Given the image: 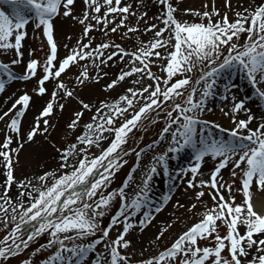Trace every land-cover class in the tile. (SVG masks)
I'll use <instances>...</instances> for the list:
<instances>
[{"label":"snow or ice","instance_id":"1","mask_svg":"<svg viewBox=\"0 0 264 264\" xmlns=\"http://www.w3.org/2000/svg\"><path fill=\"white\" fill-rule=\"evenodd\" d=\"M9 6L10 11H6L4 7H0V49L14 50L16 56L22 57L24 55L21 50L22 41L26 36L24 30L31 19L38 21L37 28L42 26L43 35L47 38V43L50 45V52L46 57L43 66V75L38 81L39 87L36 89L38 93H44L46 88L45 81L50 77H60L61 73L69 67L70 63L89 56H105L104 50L109 49L113 45L110 42H101L96 46L94 52H88L83 49L88 48V43L78 45L80 51L73 49L68 55L59 61V66L54 67L53 61L57 56V44L53 37V17L58 14L61 6L64 8V15L72 12L74 0H5ZM162 5V11L159 16V21L162 26L158 27L157 24H149L144 28L145 32L155 30L154 37L150 41H142L141 46L134 51L130 52L133 61H138L140 67L135 63L131 65L129 71H121L117 79H113L110 83L106 84V88H111L117 84L118 80L125 79L130 73H141L155 81V85H147L133 90L127 89V92L135 95L136 92L150 93L145 95L143 103L138 110H135L130 118L124 119L118 127L109 128L107 124H111L113 118L117 115H123L121 102H125L127 106L132 105V99L129 95H121L118 100L112 103L111 108L100 102V107L105 108L107 115L99 116L100 109L97 108L96 114L101 120H106L105 125L99 123L93 125L89 123L85 125V133L77 137V142H82L84 145L92 146L97 140L104 139L101 133L114 132L107 147L100 151L99 155L93 158L86 159V149L80 147L77 149L76 144H72L67 148H61L62 155L59 164L61 169H70L54 178L53 182L44 188L38 185H33L31 181L25 184V180L21 179L16 181L14 175V163L18 162L17 157H13V153L20 151V147L12 148L11 144L13 137L11 135L5 136L2 143H0V168L3 169L5 180L0 184V190L3 191L4 196L0 197L4 203L0 204V213H4L5 209L9 208L8 193L15 182L18 188L20 199L14 202L12 207L13 221L17 220L15 209H20L18 214V222H14L8 233L5 234L0 240V257L7 258L17 254L21 247L27 248L29 243L34 237H38L41 233L48 232L50 239L46 244L51 247L56 244L58 247L43 264H54V262H67V264H80V260L88 252L89 249L105 242L104 251L107 253L106 258L97 259L95 264H132L128 260L127 255L122 253L121 247L127 248L130 241L125 238V235L132 228V224L128 221V216L123 215L126 208L140 207V200L133 199L131 203H126V196L124 188L127 187L128 181H125L123 187L118 190L108 192L107 195H100L98 201L94 205L88 203H81L79 207L73 209L78 201L85 198H91L96 195L98 189L102 186L107 187L109 177L112 176L113 171L123 163L120 160L117 148L125 142L126 135L136 126L137 122L141 119L142 114L150 112L153 107L161 108V111H166L167 124L175 125L176 131L172 133L171 151H178L186 145H191L195 152V162L190 165V172L193 178L197 175L198 170L201 168V163L206 155L210 154L212 157H219V160L213 170L210 172V179H201L198 183L201 189L197 191L196 197L199 199L204 195L203 186L207 185L209 194L215 202L211 209L205 208L203 218L194 223L186 231L182 232L171 245L159 251V253L149 259L137 262V264H173L174 260L178 259V264H264V215L257 213L252 204V191L253 188L260 192H264V122L260 123L257 127H250V122L255 119L251 114L246 119L237 120L234 113L239 111H248L245 107L244 99H237L235 95L231 97L233 104L229 115L234 121V127L226 129L230 132L228 139L221 138L220 140L212 139L210 143L205 142L203 136L204 126L211 121H204L200 119L198 113L203 112L204 99L212 94V89L215 85V77L223 72L225 69H236L241 72L247 79L249 84L252 85L255 93L262 100H264V3H260L252 10L245 9L235 13L236 18L230 20L227 12L220 15L219 9L215 6L210 10H192L185 9V12L194 11L195 15L200 17L198 22L180 21L174 16L175 8L169 3V0H159ZM85 4L89 6L84 11L81 23H84L91 17L92 20L97 22L96 25L86 23L83 28V35L89 36L90 30L98 27L101 23L107 26L109 23V13H128L130 10L129 5L121 6V0H103L105 11L103 15L101 12V5L97 0H85ZM225 4L231 8L230 0H225ZM25 11L34 12L35 16L30 17L25 15ZM142 15H146L143 13ZM216 16L215 20L212 19ZM116 19L115 16L112 17ZM125 19L119 20V25H124ZM139 25L129 28L128 31H135ZM115 28L109 31H115ZM168 32V37L163 35ZM247 33L243 44L239 43L241 33ZM14 37V40H13ZM174 38V44L171 42ZM165 46L171 47V51H167ZM117 51L124 52V49L119 45H115ZM158 49H165L161 52ZM117 51H112L107 59L110 61L112 57L117 56ZM154 56L158 59L163 57L167 58L164 70L167 75L163 78L156 76L150 69L149 64L152 61L148 57ZM223 57L222 60L220 57ZM122 60L123 57H120ZM204 61L210 65L207 70L203 71L202 75L196 81L197 84L202 82L203 91L199 100H193L192 93L197 90L191 89L187 94L183 103H173L170 107L165 103L172 99L174 96H180L184 86L189 84V76L181 75L180 78L173 79L177 73H188L195 70L196 66L202 64ZM104 63L102 59L100 61ZM11 64H16L18 61L12 59ZM39 61L38 59H29L26 65V71L22 75V79H29L37 72ZM0 68L8 72L9 79L15 78L12 71L9 69L7 63H0ZM88 77V70L85 68L77 79L83 83L81 79ZM99 79V76L96 77ZM163 79V89L160 80ZM59 88H64L63 81H59ZM5 89V82L0 80V91ZM229 91V86L225 85V92ZM66 95L72 96L70 91L65 92ZM52 97H56V92H52ZM30 96L24 93L19 96L15 103L6 112L0 116H6L17 107L18 104L23 103L24 107L19 108L18 111L10 119L7 127L14 133L21 132V121L18 117L22 116L25 108L28 106ZM84 108L89 105L81 101ZM63 107V105H61ZM53 111V103L49 101L47 105L39 113L40 116H47ZM175 114V119L173 116ZM82 115V110L76 113V119ZM182 118V119H181ZM43 123L48 124V120L44 119ZM36 126L32 127L27 132L28 141H32L38 131H47V129H40L39 118L35 121ZM201 125V127H197ZM75 127V120L70 125ZM216 128L221 125L217 123ZM164 131H167L165 127ZM95 134V139L93 135ZM163 135V131L161 132ZM75 156L77 160L70 163V159ZM131 150V149H129ZM84 154V155H82ZM115 154V155H112ZM139 153L137 158L139 159ZM107 158V166L104 168L103 174L97 178L89 179L90 175L94 174V170L105 161ZM78 161V162H77ZM165 161V155L159 156V162ZM231 163L234 171L231 175L236 176L237 170L240 171L241 185L237 189L242 193V202L236 203V197L232 195L231 182H223L218 174L228 164ZM156 171L155 165L151 170L145 174L142 189L136 193L137 196L147 195L146 189L148 188V181L152 173ZM50 175L49 172H42L36 176L35 179L41 184L45 178ZM131 176V173H129ZM187 184L194 186V179H188ZM77 185H87L82 187L80 191H67L74 189ZM31 189L30 191H26ZM228 190V197L226 198L223 189ZM118 191L120 196V209L115 215L111 216V222L102 229L99 228V221L96 217H102L104 208L109 205L110 200ZM38 193L33 195V193ZM28 196L30 199L24 201L23 197ZM168 197H166L167 199ZM59 202V203H58ZM23 204H27L26 207ZM190 207H195L191 205ZM67 214H65V210ZM91 210L90 214L88 210ZM160 209L157 208V211ZM59 213V215H54ZM134 213H128L133 215ZM123 215L122 231L119 232L115 238H109L110 229L119 223L118 217ZM149 213H145L147 217ZM5 222L8 221V216L4 215ZM36 221L38 227H33L30 232H27L26 239H21V229L27 222ZM226 225V234H219V224ZM141 224L144 221H140ZM238 225H244L245 230L240 231ZM102 231L95 240L87 245H71L65 243L70 237L63 235L68 231H72L76 237L83 238L96 231ZM213 233H216L213 236ZM255 234H260L256 238ZM211 238L215 241L214 246L200 247L198 239ZM19 240V243L17 241ZM8 241H11L9 244ZM43 248V245H41ZM227 248L230 259L222 255V251ZM255 249L256 255H252L251 250ZM41 249H35L39 251ZM64 252L68 254L65 255ZM185 254L181 256L180 254ZM252 255L251 259H243ZM78 257L79 259H73ZM21 264H28V261H22Z\"/></svg>","mask_w":264,"mask_h":264},{"label":"rangeland","instance_id":"2","mask_svg":"<svg viewBox=\"0 0 264 264\" xmlns=\"http://www.w3.org/2000/svg\"><path fill=\"white\" fill-rule=\"evenodd\" d=\"M101 5V12L99 15H103L105 11V6L103 0H97ZM195 2V3H193ZM174 8V16L180 21L188 22H198L200 17L195 15L194 11L185 12V9L192 10H210L211 7L215 6L219 9L220 15H223L227 12L230 20L236 18L235 13L238 11H244L245 9L252 10L257 7L260 3H264V0H230L231 8L225 4V0H169ZM129 5L130 10L128 13H109L108 19L109 23L107 26H104L102 23L98 27H94L90 30L89 36L83 35V28L86 26V23H92L96 25L97 22L92 20L91 17L87 21L81 23L83 19V14L86 9L89 8L85 4V0H74L73 5L69 7L72 8V12L68 15H64L63 5L60 8V11L56 16L53 17V37L57 44V56L53 61L54 67L59 66V61L68 55L73 49L80 51L79 45L88 43V48L83 49L88 52H94L96 46L101 42H110L113 46L109 49L104 50L105 56H89L79 59L70 63L69 67L61 73L60 77H50L49 80L45 81L44 86L46 91L44 93H38L36 89L39 87L38 81L42 77L44 62L46 57L50 52V45L47 43V38L43 35V28L36 27L38 21L31 19L28 24H31L33 28H26V36L22 41L21 50L24 55L22 57L16 56L14 50L11 51V57L18 61L17 64L20 65L21 73L14 70L13 79H6L8 72H4L3 68H0V80L5 82V89L0 91V116L3 115L15 101L19 98L20 95L28 93L30 100L28 106L25 108V111L22 116L18 117L21 121V132L14 133L12 131L5 134L0 132V143H2L5 136L11 135L13 139L17 141H12L11 147L17 148L20 147V151L13 153V157H17L18 162L14 163V175L16 181L21 179L25 180L27 185L29 181L33 185H38L41 188L49 186L55 177L61 175L62 173L69 171L70 169H61L59 164L62 163L60 156L62 155L60 149L67 148L72 144L77 145V149L83 147L86 149V159H91L96 155H99L100 151L103 148L107 147L110 143L111 138L114 136V132H104L101 135L104 139L97 140L92 144L91 147L84 145L82 142H77V137L85 133V125L92 123L93 125L99 123L101 125L106 124V120H101L99 116L106 117L107 112L105 108L100 107V102L103 101L105 105L111 108L112 103L119 99L121 95H129L132 99V105L127 106L125 102H121L123 115L117 114L111 124H107L109 128L118 127L123 123L124 119L130 118L135 110H138L139 107L147 102L144 100L145 95H150V93H140L136 92L133 96L127 92V89L132 88L133 90L141 87H146L147 85H155V81L149 78L146 73H130L125 79L127 81H120L121 87L124 89L120 91V94L115 97L114 93L109 94L108 91L102 92V100L99 97L98 105L93 108H84L77 105L76 98L72 99L74 92L82 86H85L88 78H93L96 74V71L100 67L101 60L105 62L103 64V69L105 66H109V62H116L120 60L123 63V68L121 71H129V68L133 63L137 67H140L138 61H133L130 52L136 50L141 46L142 41H150L155 34V30H149L148 32L144 31V28L149 24H157L158 27L162 26V22L159 21V16L162 11V5L159 0H121V6ZM113 6L114 0H113ZM0 7H4L6 11H10L9 6L6 4L5 0H0ZM146 13V15H142ZM25 15L34 17V12L25 11ZM115 16L116 19L113 20L112 17ZM121 18L125 19L124 25H119V20ZM216 16H213L212 19L215 20ZM139 27L132 32H129L128 29L136 25ZM115 28V31H109V29ZM163 35L168 37V32L166 31ZM247 33H241L239 37V43L243 44ZM14 40V37H13ZM79 42V45H78ZM174 44V38L171 41ZM115 45H119L120 48L124 49V52L117 51ZM167 51H171L172 48L165 46ZM161 52H164L165 49H158ZM112 51H117V56L112 57L109 61L107 56L111 54ZM120 57H123L121 60ZM38 59L39 64L37 72L34 76H31L29 79H22V75L26 71V65L29 59ZM222 56L220 59L222 60ZM149 61L152 63L149 64L151 71L158 77H165L167 75L164 70V65H166L167 58L163 57L158 59L154 56L148 57ZM101 64V65H102ZM210 65H207V62L204 61L202 64L196 66L195 70L188 73H177L173 79L180 78L181 75L189 76V84L184 86L181 91L180 96H174L169 101L165 102L169 107L173 103H183L186 99L187 94L191 92V89L195 88L197 91L192 93L193 100H199L200 95L203 91L202 82L197 84L196 81L202 75L203 71L207 70ZM12 68V67H11ZM9 69L13 73V68ZM87 68L88 77L81 79V83L77 77L80 76V73ZM2 72V73H1ZM93 76V77H92ZM15 79H19L18 84H13L11 87L6 88L11 85V82ZM59 81H63L65 87L59 88ZM161 87L163 89V79L160 80ZM225 85L229 86V91L225 92ZM264 87V85H261ZM103 90V89H102ZM56 92V97H52V92ZM66 91L73 93L72 96L65 94ZM235 95L237 99L245 100V107L248 110L239 111L234 113L237 120L246 119L249 114L253 115L255 119L250 122V127H257L260 123L264 122V100L256 95L253 87L244 75L236 69H225L223 72L219 73L215 77V85L212 89V94L207 96L203 104L205 106L211 105L212 109L204 110L203 112L198 113L201 120L211 121L212 123L204 126L203 136L205 142L210 143L212 139L220 140L228 139L230 132L221 126L216 128L215 125L219 123L212 121L211 119L207 120V116H211L213 112H218L220 109L224 108V111L230 112L232 108L233 101L231 97ZM74 100V107L72 108L71 113L64 111V107L68 100ZM51 101L53 103V111L47 116H40L39 113ZM81 102V101H80ZM63 105V107H61ZM24 107L23 103L18 104L14 109L16 111L19 108ZM100 109V114L97 116L96 110ZM164 105H161L160 108L153 107L150 112L142 114L141 119L137 122L136 126L131 129L126 135L125 142L117 148V153H119L120 160L123 163H119V166L115 168L111 177H109V182L107 187H101L97 190L96 195L91 198H85L82 201H78L75 207H79L81 203H88L94 205L98 201L100 195H107L108 192L118 190L123 187L125 181L127 180V187L124 188L126 203H131L133 199L140 200L139 209L136 208H126L123 211V215L128 216V221L132 224V228L129 229V232L125 235V238L130 241V244L127 248L121 247L122 253L127 255L128 260L132 264H137L139 261L149 259L159 253V251L168 248L171 243L194 223L198 222L203 218V212L205 208L211 209L212 205L215 203L212 200L211 195L209 194L208 186H203L204 195L197 199L196 193L201 189V185L198 183L201 179H210V172L213 170L219 160V157H212L210 154L206 155L201 163V168L198 170L195 178L191 175L190 165L195 162V152L191 145H186L183 148H180L178 151H171V147H174L172 144V133L176 131L175 125L167 124V114L166 111H161ZM79 108V109H78ZM207 107H204V109ZM84 109V110H83ZM86 109V110H85ZM82 110V115L79 119H76V113ZM15 111V112H16ZM13 113V115L15 114ZM226 115V114H225ZM4 117V116H3ZM229 117V115H226ZM12 118V117H11ZM39 118L40 129H47V131H38L32 141H28L27 132L34 126H36L35 121ZM44 119L48 120V124L43 123ZM175 119V114L173 116ZM182 119V118H181ZM3 120L0 119V122ZM75 120V127L70 125ZM232 120V119H231ZM10 121V120H9ZM233 121V120H232ZM9 123V122H8ZM234 125V121H233ZM167 127V131H164ZM198 128L201 125L197 126ZM63 136H59L54 139L56 144L61 147L59 150L51 148L48 151H42L38 154H28L23 148L33 145L36 141L41 140L48 133L56 131ZM63 131V132H62ZM163 131V135L161 132ZM95 139V134L93 135ZM131 149V150H129ZM185 151V154H184ZM137 153H139V159L137 158ZM165 155V161L163 163L159 162V156ZM84 155V154H82ZM115 155V154H112ZM2 159V158H0ZM176 159V161L174 160ZM74 160H77L75 156V150L73 151V156L70 159V163ZM78 162V161H77ZM155 165L156 171L152 173L151 178L148 181V188L145 190L147 195L137 196L136 193L139 192L143 187V180L145 174L149 172L152 166ZM107 166V158L102 162L95 170L94 174L90 175L89 179L97 178L100 174H103L104 168ZM49 172L50 175L45 178L44 182L41 184L35 179L36 176L40 175L42 172ZM234 171L232 164L228 163L218 174V177L223 182H231L232 184V195L236 197L235 202H242V193L237 189L241 185L240 171L237 170V175L234 177L231 175ZM131 173V176H129ZM0 178L3 181L5 180V175L3 169L0 168ZM188 179H194V186H189L187 184ZM87 185H77L74 189H69L67 191H80L82 187ZM27 189L26 191H30ZM9 208L5 209L4 213H0V240L3 239L6 233H8L14 222H18V214L20 209H15L17 215V220L13 221L12 216V207L14 202L19 197V192L16 183L14 182L9 190ZM14 192V193H13ZM224 195L227 198L229 193L225 188L223 189ZM38 193H33L37 195ZM260 194V195H259ZM252 195L256 198H259L264 203V192H260L253 188ZM4 193L0 191V197H3ZM261 196V198L259 197ZM166 197H168L166 199ZM30 198L24 196L23 200L28 201ZM4 203L3 200H0V204ZM59 203V202H58ZM120 196L118 191L115 193L113 198L110 200L109 205L104 208V215L102 217H96L99 221V228L102 229L106 227L108 223L111 222V216L115 215L120 209ZM195 205V207H190ZM24 207L27 204H23ZM157 208L160 210L157 211ZM67 209L65 214H67ZM89 214L91 210L89 209ZM128 213H134L133 215H128ZM145 213H149L147 217ZM8 216V221L5 222L4 215ZM54 215H59L55 213ZM123 215L118 217L119 223L115 224L109 232V238H115L116 235L122 231V225L124 222ZM140 221H144L143 224ZM219 224V234H226V225L222 224L220 221H217ZM36 221L27 222L24 227L21 229V239H26V233L30 232L33 227H38ZM241 232L245 230L244 225H238ZM141 231V234L138 236L137 233ZM144 233V234H142ZM216 233H213V236ZM63 235L69 236L70 239L65 241L69 246L84 244L87 245L91 241L98 238L102 235V231H96L95 233L89 234L83 238L76 237L72 231L63 233ZM256 238H259L260 234H255ZM50 239L48 232L41 233L38 237H34L29 243L27 248L21 247L20 251L7 258L0 257V264H21L22 261H28V264H43V261L46 260L52 253L56 250L58 245L54 244L49 247L46 244V241ZM10 244L11 241H8ZM19 243V240L17 241ZM105 242H101L99 245L94 246V248L89 249L84 257L80 260V264H95L97 259H102L107 257V253L104 251ZM198 244L200 247L204 246H214L215 241L211 238H201L198 239ZM43 245V248H41ZM35 249H41L39 251H34ZM252 255H256L255 249L251 250ZM67 255V252H64ZM181 256L185 254H180ZM222 255L225 258H229V253L227 248L222 251ZM252 255L245 257L243 259H251ZM79 259L78 257H74ZM54 264H60V262H54ZM67 264V262H63ZM163 264V262H162ZM173 264H178V259L173 261Z\"/></svg>","mask_w":264,"mask_h":264},{"label":"bare ground","instance_id":"3","mask_svg":"<svg viewBox=\"0 0 264 264\" xmlns=\"http://www.w3.org/2000/svg\"><path fill=\"white\" fill-rule=\"evenodd\" d=\"M195 3V2H193ZM28 28H33L31 26V24L27 25ZM11 49L9 50H4V49H0V63H7L9 65V67L13 68V74H14V70L16 71L15 73L18 74L21 73V69H20V65L19 64H11V60L13 59V57H11ZM102 64V63H101ZM98 68V70L96 71V75L93 78H88L87 82L85 83V86L80 87L79 89H77L74 92V96L72 97V99L76 98L75 100L77 101V105H79V107H82L81 102L80 101H84L85 103H87L89 105L88 108H93L95 106L98 105V99L99 97L101 100L103 98H107L106 96L103 97L102 92H106L108 91L109 94H112V92L114 93L115 97L118 96L120 94V91H122L124 89V87L122 88L120 85V81H117V84L112 86L111 88H106L105 85L110 83L113 79H117V77L119 76V73L121 72V69L123 68V63H121L120 60H117L116 62H109V66H105L103 69V64ZM11 68V69H12ZM6 72V71H4ZM2 73V72H1ZM16 76V75H14ZM99 76V79L97 80L96 77ZM9 77L7 76L6 79H8ZM19 79H15L11 82V85L7 86L6 88L11 87L13 84H18ZM127 81V79H123L122 80ZM103 89V90H102ZM106 90V91H105ZM74 100H68L66 103V106L63 108L64 111H66L68 114L72 112V108L75 106L74 105ZM72 107V108H70ZM204 107H207V109L205 108V110H210L213 107H211V105H207ZM97 108V107H96ZM79 109V108H78ZM84 110V109H83ZM86 110V109H85ZM16 110H12L11 112H8V114L6 116L3 117V120L0 122V132H4L5 134H7L8 132H10L11 130L7 127L9 120L11 119V117L13 116V113ZM93 112H96L95 110H93ZM226 112L224 111V108L220 109L218 112H213L211 114V116H207V120L211 119L212 121L216 122L215 120H217L219 122V124L221 126H223L224 129H230L231 127H234L233 125V121L231 120V118L226 117ZM63 132V131H62ZM58 134H60L59 136H63L59 130L58 132L54 131L51 133H48L46 136H44L41 140L36 141L33 145L31 146H27L25 148H23L24 151H26V153L28 154H35V153H39L42 151H48L51 150V148H55V150H59L61 147H59L56 144V141H54V139L57 138ZM14 141H17L15 138L13 139ZM185 154V151H184ZM176 161V159H174ZM0 184H2V180L0 178ZM1 192H3L2 190H0ZM10 192V191H9ZM14 193V192H13ZM9 194V193H8ZM260 195V194H259ZM261 198V196H259ZM252 204H253V208L254 210L261 214L264 215V203L261 199L256 198L252 195ZM141 234V231H139V233H137V235L139 236ZM144 234V233H142Z\"/></svg>","mask_w":264,"mask_h":264}]
</instances>
